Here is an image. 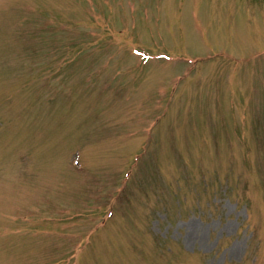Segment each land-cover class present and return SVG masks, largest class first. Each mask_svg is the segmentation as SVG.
Listing matches in <instances>:
<instances>
[{"label":"rangeland","instance_id":"obj_1","mask_svg":"<svg viewBox=\"0 0 264 264\" xmlns=\"http://www.w3.org/2000/svg\"><path fill=\"white\" fill-rule=\"evenodd\" d=\"M259 260L264 0H0V264Z\"/></svg>","mask_w":264,"mask_h":264}]
</instances>
